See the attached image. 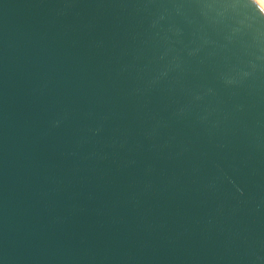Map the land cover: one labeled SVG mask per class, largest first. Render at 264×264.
Segmentation results:
<instances>
[{
	"label": "water",
	"instance_id": "1",
	"mask_svg": "<svg viewBox=\"0 0 264 264\" xmlns=\"http://www.w3.org/2000/svg\"><path fill=\"white\" fill-rule=\"evenodd\" d=\"M0 264H264L257 0H0Z\"/></svg>",
	"mask_w": 264,
	"mask_h": 264
},
{
	"label": "rangeland",
	"instance_id": "2",
	"mask_svg": "<svg viewBox=\"0 0 264 264\" xmlns=\"http://www.w3.org/2000/svg\"><path fill=\"white\" fill-rule=\"evenodd\" d=\"M258 1H259V0H258ZM260 1H261L260 3H261V4L263 5V7H264V0H260Z\"/></svg>",
	"mask_w": 264,
	"mask_h": 264
},
{
	"label": "bare ground",
	"instance_id": "3",
	"mask_svg": "<svg viewBox=\"0 0 264 264\" xmlns=\"http://www.w3.org/2000/svg\"><path fill=\"white\" fill-rule=\"evenodd\" d=\"M258 1V0H257ZM259 3L261 2L260 0L258 1ZM261 4V3H260ZM262 5V4H261ZM262 7H263V5H262ZM264 8V7H263Z\"/></svg>",
	"mask_w": 264,
	"mask_h": 264
}]
</instances>
